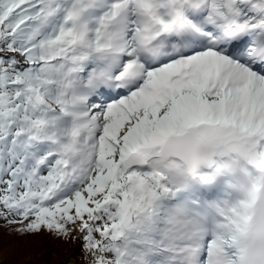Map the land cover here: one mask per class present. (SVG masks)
Masks as SVG:
<instances>
[{"label": "snow or ice", "instance_id": "snow-or-ice-1", "mask_svg": "<svg viewBox=\"0 0 264 264\" xmlns=\"http://www.w3.org/2000/svg\"><path fill=\"white\" fill-rule=\"evenodd\" d=\"M0 221L69 264H264V0H0Z\"/></svg>", "mask_w": 264, "mask_h": 264}, {"label": "trees", "instance_id": "trees-1", "mask_svg": "<svg viewBox=\"0 0 264 264\" xmlns=\"http://www.w3.org/2000/svg\"><path fill=\"white\" fill-rule=\"evenodd\" d=\"M0 235L9 236L11 237V239H13V241L20 242V244H22L21 243L22 240L24 241V243L27 244H32V243L38 245L42 244L43 246L46 247V250L49 251L47 254L42 255L45 258H41L38 256L36 260L25 261L24 264H69V262L73 260L77 262H79L80 260L79 243L74 242L72 240L66 242L64 240L57 239L43 232L37 236H30V237H18L14 234L10 235L7 232V230L4 228L3 221H0ZM8 260H12V259H8ZM5 261L6 260H2L0 264H3Z\"/></svg>", "mask_w": 264, "mask_h": 264}, {"label": "rangeland", "instance_id": "rangeland-1", "mask_svg": "<svg viewBox=\"0 0 264 264\" xmlns=\"http://www.w3.org/2000/svg\"><path fill=\"white\" fill-rule=\"evenodd\" d=\"M0 239L3 241V247L0 249V262L6 260L3 264H24L25 261H34L39 256L47 254L49 251L46 247L38 244H27L22 240V244L17 241H13L9 236H1ZM38 245V246H37ZM24 253V254H22ZM31 256V259H30ZM12 259V260H8ZM30 259V260H29ZM24 261V262H23Z\"/></svg>", "mask_w": 264, "mask_h": 264}]
</instances>
